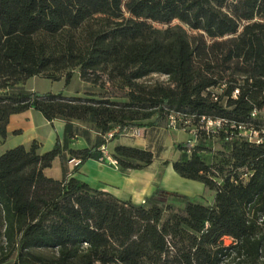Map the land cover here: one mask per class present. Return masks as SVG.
<instances>
[{"label":"trees","instance_id":"16d2710c","mask_svg":"<svg viewBox=\"0 0 264 264\" xmlns=\"http://www.w3.org/2000/svg\"><path fill=\"white\" fill-rule=\"evenodd\" d=\"M75 71L104 93L16 88ZM30 108L63 120L64 136L44 152L33 140L0 154V264H264V0H0L1 139ZM171 116L191 133L172 168L213 190L211 204L176 194V207L159 188L135 203L66 172L71 158V173L97 160L108 131L115 140ZM208 118L223 123L206 129ZM76 123L96 131L94 144L68 147L89 133ZM111 153L122 171L154 158L123 144ZM56 157L58 179L44 173Z\"/></svg>","mask_w":264,"mask_h":264},{"label":"rangeland","instance_id":"374dc122","mask_svg":"<svg viewBox=\"0 0 264 264\" xmlns=\"http://www.w3.org/2000/svg\"><path fill=\"white\" fill-rule=\"evenodd\" d=\"M154 77H158L159 79L164 78V76ZM16 88H23L26 91H35L39 93H61L65 97L84 96L85 91H95L97 94L104 93V91L100 90L97 86H92L91 84L82 81L77 71L73 73L68 83L65 82L63 77L58 80H51L41 76H32L27 78L24 82L17 84ZM167 122V118L165 117L155 126L136 127L135 132L127 129L125 134H122L118 139H110L108 141V150L112 152L116 144L122 143L123 145L149 149L153 152L154 158L152 163L145 166L141 171H136L137 175L140 177L138 182L140 184L142 183V177H152V183L147 191L148 194L153 192L155 188H159L162 191L158 195L159 198L163 201L172 202L176 207L182 206V203L176 199V194L178 196L184 195L189 200L195 202L211 204L214 197L213 190L207 188L200 181L181 177L173 170L172 162L180 155V151L176 148V144L191 138V133L169 127ZM219 149H221L220 146L214 144L211 151L202 153V155L207 162H213L217 159L216 154ZM111 166L124 174H128L132 171L128 169L123 171L120 170L117 161ZM84 168L85 170H88L90 167L86 165ZM90 173L91 174L88 176L92 178L96 177V179H101L102 177L111 180L115 179V177L110 176L106 172L91 171ZM81 174L78 173L77 178L84 181L85 179ZM46 175L53 178H59L61 176L60 166L53 164L47 170ZM104 188L124 199H129L130 197L133 199L134 197V195L131 196L124 191H117L110 187V185H105ZM230 242V238H224L225 244H229Z\"/></svg>","mask_w":264,"mask_h":264},{"label":"crops","instance_id":"0c3cea01","mask_svg":"<svg viewBox=\"0 0 264 264\" xmlns=\"http://www.w3.org/2000/svg\"><path fill=\"white\" fill-rule=\"evenodd\" d=\"M76 124H78L82 128L88 129L89 133L85 136L81 133L73 136L70 142L68 143V147L72 149H81L94 144L97 134L96 131L91 129V126L89 124ZM64 126L65 122L63 120L55 119L50 122L46 120L39 111L31 108L19 113L12 114L10 115L8 123L6 125V136L3 139L0 138V154L6 149L12 148L20 144L24 146H29V144L33 140H36L39 144V152L47 151L53 147L57 137L62 140L64 136ZM53 164L60 166L62 174V168L60 165L59 158L56 157L52 161L51 166ZM86 165L89 166L91 169L89 168L88 170H85L84 167ZM50 167L44 169L45 174ZM65 168L68 175L74 176L76 178L78 177V173H82L81 175L84 177V181L86 183H89L93 188L105 190L115 195L112 191H109L108 189L106 190L104 188L105 185H110V187L117 191H124L126 194H129L131 196L134 195L133 199L131 197L129 199L135 203L142 202L147 196L152 193H147L150 184L152 183L151 176H147L146 178L142 177V183H138L140 177L137 175L136 171H141L142 169L132 170L128 174H124L121 173L115 167H112L111 165H108L106 163L98 162L95 159H87L86 161L81 163L78 170L73 173H71L73 169V164L67 162L65 164ZM91 171L106 172L110 176L115 177V179L111 180L103 177L101 179H96V177L92 178L88 176L89 174H91ZM117 197L121 198L119 196ZM10 263L11 261H6L1 264Z\"/></svg>","mask_w":264,"mask_h":264},{"label":"built area","instance_id":"2783aa9c","mask_svg":"<svg viewBox=\"0 0 264 264\" xmlns=\"http://www.w3.org/2000/svg\"><path fill=\"white\" fill-rule=\"evenodd\" d=\"M237 90L234 91V94H236ZM256 114V111H253L252 115H255ZM204 125H205V128L206 129H209V128H217V127H220L223 123V120L222 119H205L204 120ZM168 126L169 127H172V128H175L176 126V122L174 120V118L171 116L169 121H168ZM130 130H132V132H135V127L133 128H128ZM127 131V129L124 130V132L122 134H125V132ZM115 130H111V131H108L107 133H105L103 135V138H104V142L98 147V150H99V156L97 158V161L98 162H101V163H106L108 165H114L116 163V159L114 158V156L112 155V153L108 150V147H107V143L108 141L112 138L113 134H114ZM245 135H248L249 139L253 138V139H256L257 142L260 141V138H258L257 136V133L256 132H253V135L250 134H246V132H244ZM79 159H76V158H71L68 163H71L73 165H77L79 164Z\"/></svg>","mask_w":264,"mask_h":264}]
</instances>
